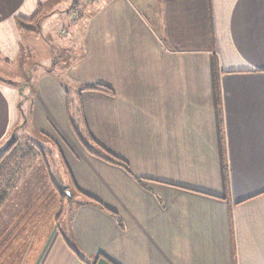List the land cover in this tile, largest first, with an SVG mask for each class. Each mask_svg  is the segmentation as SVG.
<instances>
[{"label": "crops", "instance_id": "crops-1", "mask_svg": "<svg viewBox=\"0 0 264 264\" xmlns=\"http://www.w3.org/2000/svg\"><path fill=\"white\" fill-rule=\"evenodd\" d=\"M49 1L0 0L1 60L32 34L17 18ZM97 4L87 12L107 13V38L88 15L93 30L63 81L81 88L84 125L129 170L91 156L50 187L52 165L36 160L43 190L15 186L0 208V264H264V0ZM86 35L88 66L107 62L108 96L83 89ZM50 71L48 86L60 88ZM41 99L30 79L0 76V149L31 135Z\"/></svg>", "mask_w": 264, "mask_h": 264}, {"label": "rangeland", "instance_id": "rangeland-1", "mask_svg": "<svg viewBox=\"0 0 264 264\" xmlns=\"http://www.w3.org/2000/svg\"><path fill=\"white\" fill-rule=\"evenodd\" d=\"M74 1L75 0L70 2L69 0H50L46 3L42 7V10H39V17L31 23L38 32L24 37L20 54L13 59H4V61L1 60L2 57H0V76L3 75L10 81H14V79H30L33 83V92L37 91L38 100H42L41 98L47 100V98H49L46 112L44 110L42 111L40 106V104L45 105L44 102L43 104L36 100L34 104V114L30 120L32 125L30 124L27 129L28 133L31 135L26 137L16 136V138H19L18 140L25 150L24 152H27L26 150L29 149L31 143L42 149L41 152L39 149L34 148L35 153L32 154V156L26 153V157L19 160L22 164L21 167H24L23 172H30L29 174H25L29 175V177L19 178L16 184V189L22 184H30V192L26 194L28 189H24L22 194L32 195L43 190L46 184L44 178L40 177L45 176L44 169L40 166V168L43 169V174L41 175L36 160L43 164L44 157L47 158L48 162L53 167L54 182L50 187H54L55 184L57 187H60V184L56 182V176L60 172H64L66 175L64 178H68L67 165L73 163L80 165L91 156H96L95 158H101L103 156V159L113 157L107 150V135H95L82 121V103L81 97L79 96L81 88L76 85L66 86L68 82L63 81L66 66L71 64L76 55L78 53L80 54L82 51L83 36L87 34V32L90 34L93 30V22L91 23L89 21L88 15L89 17L93 16L95 18V31L98 32L100 40H105L107 38V13L102 10L97 15V12L90 14L87 12L88 8L92 5V10L94 11L98 2H106L107 0H78V4L74 3ZM86 1L90 2L91 5H88ZM83 6H86V9L83 10ZM87 36L88 35H86L85 49L86 53L90 54L91 52H87L89 49L87 46L89 45ZM85 58V78L87 77L90 79L92 83H99V81H102L101 83H106V85L110 84L111 80L108 67L106 66L107 62H102L98 71H94V68L92 69L91 66H88L90 58L92 59L91 54L90 57L86 55ZM48 69L59 79L60 83H58V85L60 88L48 86V81H46L47 77H45V73H47ZM3 71H6V74H4ZM71 72L81 74V71L73 70ZM88 79H85L84 85L90 83ZM45 84H47V86H45ZM65 90L69 92V99L66 105L70 111L69 116L71 119L65 115V103L60 100L61 92ZM91 92L108 94L98 90ZM30 98L34 97L31 95ZM84 98L95 97L93 95H89L88 97L85 95ZM14 137L15 136L12 135L3 143L0 149V155L4 153L6 148L13 146ZM118 148L119 145H117L116 149ZM32 174L35 176V182L30 178L33 176ZM23 175L22 173L21 176ZM68 183L70 186H73L72 182ZM12 191L13 189H11L10 193H12ZM71 191L74 192L77 190L73 187ZM41 198H43V196L39 198V201L42 200Z\"/></svg>", "mask_w": 264, "mask_h": 264}, {"label": "trees", "instance_id": "trees-1", "mask_svg": "<svg viewBox=\"0 0 264 264\" xmlns=\"http://www.w3.org/2000/svg\"><path fill=\"white\" fill-rule=\"evenodd\" d=\"M37 15L33 18L26 19V18H17V24L19 28L28 33H37L38 30L31 25V23L36 19ZM84 90H98L103 91L105 93H112L110 87L104 84L95 83V84H88L84 88ZM34 148L39 149L42 152V149L38 147L37 145H34L31 143L29 146V149L26 150L27 152H24L25 150L22 148L21 143L17 138H14L13 140V146L10 148H6L4 153L0 155V208L2 207L5 200L9 197L11 189H13L19 178H21L22 173L24 174L23 170L24 167H21V162L19 160L26 157V153L30 156L34 154ZM103 157V156H102ZM109 161H112L114 163H117L127 170H129V167L127 166L126 161H124L121 158H117L114 156L110 158H105ZM92 201L100 205L101 207L107 209L101 202H99L97 199L93 198L92 196H88Z\"/></svg>", "mask_w": 264, "mask_h": 264}]
</instances>
